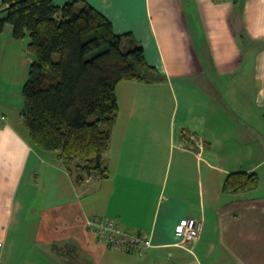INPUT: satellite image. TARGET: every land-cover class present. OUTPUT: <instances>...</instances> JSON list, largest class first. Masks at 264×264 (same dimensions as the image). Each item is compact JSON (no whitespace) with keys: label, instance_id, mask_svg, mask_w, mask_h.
Returning <instances> with one entry per match:
<instances>
[{"label":"crops","instance_id":"1","mask_svg":"<svg viewBox=\"0 0 264 264\" xmlns=\"http://www.w3.org/2000/svg\"><path fill=\"white\" fill-rule=\"evenodd\" d=\"M84 1L117 35L130 34L164 79L118 85L120 115L103 156L109 177L80 183L20 130L33 56L6 25L0 264H264V0ZM242 172L256 173L258 188L224 192ZM90 217L147 234L153 247L143 256L112 250L88 229ZM187 218L203 223L190 251L176 236Z\"/></svg>","mask_w":264,"mask_h":264},{"label":"trees","instance_id":"2","mask_svg":"<svg viewBox=\"0 0 264 264\" xmlns=\"http://www.w3.org/2000/svg\"><path fill=\"white\" fill-rule=\"evenodd\" d=\"M2 3L7 17L0 20V34L12 25L14 38L28 39L33 56L21 112L30 144L57 154L80 183L108 178L103 156L120 115L118 85L154 84L163 76L130 34L117 35L112 22L84 0L62 7L52 0ZM258 186L256 173L242 172L230 174L223 190L240 194Z\"/></svg>","mask_w":264,"mask_h":264},{"label":"built area","instance_id":"3","mask_svg":"<svg viewBox=\"0 0 264 264\" xmlns=\"http://www.w3.org/2000/svg\"><path fill=\"white\" fill-rule=\"evenodd\" d=\"M0 123H6V117L0 113ZM88 229L100 243H104L112 250L143 256L152 248L149 235L123 229L117 220L90 217L87 220ZM203 223L194 218L183 220L176 232L179 239L177 246L190 251L191 246L200 238ZM3 244L0 241V261Z\"/></svg>","mask_w":264,"mask_h":264},{"label":"rangeland","instance_id":"4","mask_svg":"<svg viewBox=\"0 0 264 264\" xmlns=\"http://www.w3.org/2000/svg\"><path fill=\"white\" fill-rule=\"evenodd\" d=\"M0 5H1V0H0ZM27 52H28V51H27ZM28 54H29V53H28ZM92 57H93V55L89 56V58H92ZM162 100H163V102H170V104L172 103V101L170 100V96L167 94V92H164V91H163V94H162ZM169 100H170V101H169ZM20 130H21L24 134H26L27 136H29V133H28L27 128L25 129L24 127H21ZM78 162H80V161L77 160L76 163H78ZM73 179H74V181H76L74 176H73ZM69 180H70V183L72 184L71 179H69ZM72 185H73V184H72Z\"/></svg>","mask_w":264,"mask_h":264}]
</instances>
